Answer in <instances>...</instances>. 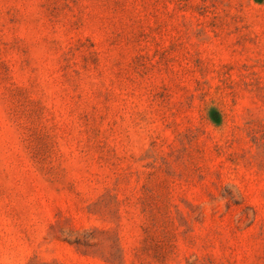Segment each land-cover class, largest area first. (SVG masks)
<instances>
[{"label":"rangeland","instance_id":"374dc122","mask_svg":"<svg viewBox=\"0 0 264 264\" xmlns=\"http://www.w3.org/2000/svg\"><path fill=\"white\" fill-rule=\"evenodd\" d=\"M0 264H264V0H0Z\"/></svg>","mask_w":264,"mask_h":264}]
</instances>
